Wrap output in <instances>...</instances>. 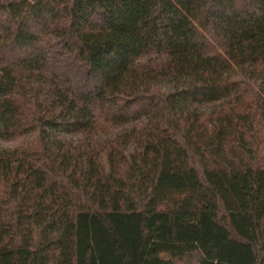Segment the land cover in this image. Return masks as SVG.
Masks as SVG:
<instances>
[{"label":"trees","instance_id":"trees-1","mask_svg":"<svg viewBox=\"0 0 264 264\" xmlns=\"http://www.w3.org/2000/svg\"><path fill=\"white\" fill-rule=\"evenodd\" d=\"M0 264H264V0H0Z\"/></svg>","mask_w":264,"mask_h":264}]
</instances>
